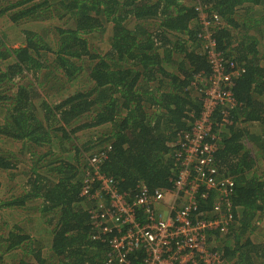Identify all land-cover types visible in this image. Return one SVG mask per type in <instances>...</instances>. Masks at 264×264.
I'll list each match as a JSON object with an SVG mask.
<instances>
[{
	"label": "trees",
	"instance_id": "obj_1",
	"mask_svg": "<svg viewBox=\"0 0 264 264\" xmlns=\"http://www.w3.org/2000/svg\"><path fill=\"white\" fill-rule=\"evenodd\" d=\"M197 7L218 15L208 33L226 65L241 70L231 89L235 105L224 107L229 122L221 123L220 109L213 116L217 178L234 183L230 233L215 246L226 262L264 264V0H0V17L15 25L64 24L26 32L14 49L0 35V144L19 147V154L0 147V174L13 181L21 163L25 179L20 196L0 206L37 212L29 223L49 236L40 241L14 225L0 233V264H104L108 245L104 236L94 239L91 202L80 197L91 151L110 147L101 170L121 193L172 188L176 143L202 108L193 82L210 71ZM109 25L102 52L91 39ZM79 77L87 84L50 102ZM92 130L86 140L78 136ZM213 199L209 192L200 218ZM27 203L34 206L26 210Z\"/></svg>",
	"mask_w": 264,
	"mask_h": 264
},
{
	"label": "built area",
	"instance_id": "obj_2",
	"mask_svg": "<svg viewBox=\"0 0 264 264\" xmlns=\"http://www.w3.org/2000/svg\"><path fill=\"white\" fill-rule=\"evenodd\" d=\"M196 11L205 32L201 50L210 71L207 75L199 73L193 82L202 108L190 130L176 143L174 158L180 171L172 188L150 192L140 185L130 197L101 170L109 146L86 156L80 197L91 202L88 215L94 239L104 236L108 245L104 264H134L132 260L140 255L139 264H232L215 246L216 237L230 233L234 183L229 178H217L214 153L220 137L213 130L218 126L213 116L220 109L221 123L229 122L224 107L235 105L231 89L241 70L233 63L226 65L216 40L208 33L210 27L219 24L218 15L209 17L200 7ZM199 189L204 191L200 200ZM209 192L214 199L200 218L199 209Z\"/></svg>",
	"mask_w": 264,
	"mask_h": 264
},
{
	"label": "rangeland",
	"instance_id": "obj_3",
	"mask_svg": "<svg viewBox=\"0 0 264 264\" xmlns=\"http://www.w3.org/2000/svg\"><path fill=\"white\" fill-rule=\"evenodd\" d=\"M62 25H64V24H62V22L59 20H48L47 22L26 21V22H22L21 25H15L14 23H12L9 20L8 14H6V15L0 17V35L4 37L6 45L8 47L14 49V48H18V47H21L22 45H24L26 32L42 33L41 31L43 29H46V31L48 29L50 31L52 29V27L58 28ZM110 33H111V25H109V28L104 33V35L94 36L91 39L92 40L91 43H93V46H95L97 49L101 50L102 52L106 51L108 48V37H109ZM252 34L255 35V33H252ZM47 37H48L47 41L52 40L53 33L48 32ZM258 37H261V36L258 35ZM263 46H264V42L262 44V47ZM27 80H28V78H25L23 80V82L26 83ZM82 84L86 85L87 82H86L84 77H79L77 82H73L71 84V86L68 87L67 91L62 92V95L60 98H57L56 100L49 99L50 102H53V101L56 102V101L60 100L64 95L73 93L75 90H78L81 87H83ZM50 88H48V89H50ZM254 130L255 129L251 127V131H254ZM89 133H92L95 136V130L81 131L78 133V136L81 137L82 139L86 140L87 139L86 136L89 135ZM12 146H14V144L7 145L3 142H1V144H0V147L13 150L15 153L19 154V147H17V146L12 147ZM39 153H45V152H44V150H37V154H39ZM88 154L89 153H87L86 155H88ZM18 165H19V168L17 169V174H16L15 179L13 181H10L12 179L7 180L4 177L5 175L0 174V201H4L6 199L10 200L11 194H14L13 197H19L20 196L21 191H22V187H21L22 185L21 184L24 183L25 179L22 180V174H21V171H24L23 164L19 163ZM168 199L169 198H167L166 200H168ZM33 206H34V203H31V204L27 203L26 204V210H30V207H33ZM26 213H28V214H26ZM29 218L39 219V216H38L37 212L30 214V211H22L20 209H6V208L0 206V229H1L0 233H4L5 231L11 229L14 225H19V226L24 225L25 230L30 232V230H28V229H31L32 232L30 235L34 236L36 239H38L40 241H43V239H42V237H43L44 241H46V237L49 238V236L45 232H42V231H41V234L36 233L35 230H39L40 228L42 229V227L39 228V225H37V223H35V221H34V223H29ZM259 226H264V221H262ZM263 229H264V227H263ZM251 237H253V236H251ZM254 237H256V239ZM254 237H253V239L255 241H258L260 235L255 234ZM47 254H48V250L45 248V250H43V255L46 256ZM25 258L28 261L29 259H31V256L29 255ZM8 263L18 264V262L12 263L9 261H8Z\"/></svg>",
	"mask_w": 264,
	"mask_h": 264
},
{
	"label": "crops",
	"instance_id": "obj_4",
	"mask_svg": "<svg viewBox=\"0 0 264 264\" xmlns=\"http://www.w3.org/2000/svg\"><path fill=\"white\" fill-rule=\"evenodd\" d=\"M192 123V122H191ZM191 125V124H190ZM190 130V129H189Z\"/></svg>",
	"mask_w": 264,
	"mask_h": 264
}]
</instances>
